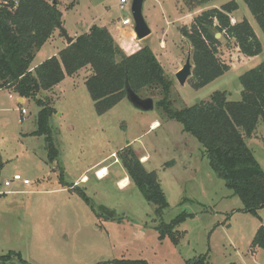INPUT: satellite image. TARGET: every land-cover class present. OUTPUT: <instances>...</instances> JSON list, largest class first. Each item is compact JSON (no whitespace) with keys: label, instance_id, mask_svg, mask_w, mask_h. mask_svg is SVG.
Listing matches in <instances>:
<instances>
[{"label":"rangeland","instance_id":"1","mask_svg":"<svg viewBox=\"0 0 264 264\" xmlns=\"http://www.w3.org/2000/svg\"><path fill=\"white\" fill-rule=\"evenodd\" d=\"M48 1L57 3L69 37L103 26L124 56L148 47L172 82L168 99L173 110L207 100L215 91H225L229 101H239V76L264 61V35L242 0H144L142 13L150 34L142 40H136L133 32L132 0L122 10L117 0ZM229 2L238 7L230 15L231 24L246 19L261 43V53L245 57L234 40L220 35L217 58L229 71L199 90L188 81L180 86L175 74L190 48L180 30L202 12ZM123 18L130 19L131 25L120 27ZM62 39L56 37L42 46L30 69L56 55ZM89 75V68L82 69L42 97L51 101L55 111L49 118L58 150L55 164L47 161L45 139L29 136L36 129L40 107L34 100L19 104L16 95L0 90V256L17 253L24 264H99L121 259L186 264L207 254L209 264H264V251L249 249L254 227H264V208L256 215L242 211V202L211 170L207 158L200 159L201 145L183 133L179 123L164 122L167 118L156 107L162 96L157 91L139 94L154 101L150 112H141L124 99L99 116L85 86ZM154 121L158 124L150 128ZM255 133L246 145L264 168L262 123ZM128 146L134 154L147 156L145 169L158 176L168 204L160 218L133 184L119 188L118 181L127 174L117 155ZM177 164L195 167L177 173L171 169ZM100 167L106 168L107 175L97 180L94 170ZM60 170L66 184L77 182L74 191L59 181ZM14 175L29 184L13 181ZM180 215L185 218L173 228L176 243L160 237L159 223H172ZM7 264L22 263L12 257Z\"/></svg>","mask_w":264,"mask_h":264},{"label":"trees","instance_id":"2","mask_svg":"<svg viewBox=\"0 0 264 264\" xmlns=\"http://www.w3.org/2000/svg\"><path fill=\"white\" fill-rule=\"evenodd\" d=\"M1 1L0 90H7L20 99L34 100L40 107L36 129L29 136L45 139L46 158L50 164L57 163L58 157L49 127V118L55 111L51 101L42 98L41 94L52 91L65 77H73L80 70L89 68L85 86L97 115H104L125 99L126 80L138 95L157 91L162 99L156 107L167 120L179 123L182 132L201 145L211 170L242 202V211L256 215L264 208V168L260 167L245 141L253 136L258 124L264 125V61L239 76V101H229L225 91H215L207 100L173 110L168 99L172 82L152 51L143 47L131 56L122 55L105 27H91L74 38L73 43L60 50L57 56L31 70L30 64L36 53L58 30L57 23L61 24L57 3L52 5L48 0ZM242 1L264 35V0ZM237 9L235 2H229L220 9L206 10L195 17L188 28L180 30L191 49L193 68L188 83L194 90L202 89L229 71V67L217 58L220 41L215 38L216 34L234 40L245 57L253 58L261 53V43L246 19L231 24L230 15ZM117 158L130 183L147 203L154 206V215L160 218L168 204L156 172L146 171L130 146L120 151ZM58 177L64 186L72 191L76 189L74 184L64 182L61 170ZM78 194L88 201L83 193ZM107 217L113 215L108 213ZM184 218L180 215L172 223L160 222L157 227L160 237L167 236L176 243L173 228ZM249 249L264 251L263 226L256 229ZM12 257L24 264L17 253L0 256V264H7ZM99 264L148 263L121 259ZM186 264H209L208 256L201 255Z\"/></svg>","mask_w":264,"mask_h":264},{"label":"water","instance_id":"3","mask_svg":"<svg viewBox=\"0 0 264 264\" xmlns=\"http://www.w3.org/2000/svg\"><path fill=\"white\" fill-rule=\"evenodd\" d=\"M56 2L52 1V5ZM143 4L144 0H132L130 5V13L133 21V32L136 40H142L150 34V29L147 26L143 18ZM58 31L61 37L64 39L66 46L73 43L74 38L69 37L65 29L60 23H57ZM220 34H216L215 38H219ZM192 64H191V49L187 52V57L182 68L175 74V79L180 86H183L192 75ZM125 99L137 110L141 112H150L154 109V101L151 98H141L138 94L134 93L129 86L128 81L124 84ZM42 97L45 93L41 94ZM21 100V99H20ZM198 100L196 101V103ZM1 165V157H0Z\"/></svg>","mask_w":264,"mask_h":264},{"label":"crops","instance_id":"4","mask_svg":"<svg viewBox=\"0 0 264 264\" xmlns=\"http://www.w3.org/2000/svg\"><path fill=\"white\" fill-rule=\"evenodd\" d=\"M62 24V23H61ZM118 26H119V24H118ZM103 27V26H102ZM120 27H122L121 26V23H120ZM106 28V27H105ZM88 32V31H87ZM79 36V35H78ZM56 37H60V39H62V37H61V35H60V33H59V31L57 30L55 33H54V35L51 37V39L49 40V41H47L44 45H46L48 42H50V41H52L54 38H56ZM77 36H75V37H72V38H76ZM59 41H61V40H59ZM62 43H64L63 44V47H62V49H64L65 47H66V44H65V42L63 41V39H62V41H61V44ZM43 45V46H44ZM62 49H58L57 50V53H56V55H54V56H57V54H58V52L60 51V50H62ZM153 53V52H152ZM37 54V53H36ZM154 54V53H153ZM155 55V54H154ZM50 57H53V56H50ZM155 57H156V59L158 60V62L160 63V65H161V67L163 68V70H164V67L162 66V63H161V61H160V59L155 55ZM47 59H49V58H47ZM165 72V71H164ZM9 92V91H8ZM10 93V92H9ZM24 100H26V99H21L20 100V98H18V103L19 104H22L23 102H24ZM109 112V111H108ZM107 112V113H108ZM165 121H168V120H164V122ZM158 124V122L157 121H154L152 124H151V126H150V128H153L154 127V125L155 124ZM156 124V125H157ZM153 126V127H152ZM256 135V133H254L253 134V136L250 138V139H248V140H251L254 136ZM139 159H141V163H142V165L144 166V164L145 163H147L148 162V157L147 156H144V155H141V156H139V155H137V154H135ZM200 159L203 161L204 159H205V156L202 154L201 156H200ZM145 160V161H144ZM194 165L193 164H187V165H185V166H183V164L181 165V164H177V165H174V166H172V168L171 169H173V170H175V171H177V173H180V172H184V171H190V170H194ZM144 168H145V166H144ZM91 169H94V167H91V168H89V170H91ZM100 169H106V168H104V167H100V168H98V169H96V170H94V174H95V177H96V174H97V171L98 170H100ZM146 170V169H145ZM147 171V170H146ZM96 179L97 180H100V178H97L96 177ZM124 179H126V181L128 182H126L127 184V186L128 185H132L130 182H129V180H128V178H127V175H125V178ZM124 179H120L119 181H118V185H119V188H123V187H121L120 186V183L119 182H121V180H124ZM86 180V177L85 176H82L81 178H80V182H84ZM77 182H75L74 183V185L76 184ZM256 228L257 227H254V232H255V230H256ZM251 252H254V251H251Z\"/></svg>","mask_w":264,"mask_h":264},{"label":"built area","instance_id":"5","mask_svg":"<svg viewBox=\"0 0 264 264\" xmlns=\"http://www.w3.org/2000/svg\"><path fill=\"white\" fill-rule=\"evenodd\" d=\"M118 1V7L122 10L123 9V6H124V4H126L127 3V0H117ZM1 0H0V4H1ZM131 20L130 19H128V18H123L121 21H120V23H121V26H130L131 25ZM25 111L24 110H22V113H24ZM13 181H22V183H23V185H28L29 184V181L28 180H26V179H21V177L19 176V175H14V177H13ZM4 186L5 187H8L9 186V182L8 181H5L4 182Z\"/></svg>","mask_w":264,"mask_h":264},{"label":"bare ground","instance_id":"6","mask_svg":"<svg viewBox=\"0 0 264 264\" xmlns=\"http://www.w3.org/2000/svg\"><path fill=\"white\" fill-rule=\"evenodd\" d=\"M156 124H155V126H156ZM106 175H107L106 169H100L97 171V174H96L97 178H100V179L105 178ZM126 182H127L126 179L121 180V182H119L120 186L124 188L126 186V184L128 183V182L127 183Z\"/></svg>","mask_w":264,"mask_h":264}]
</instances>
